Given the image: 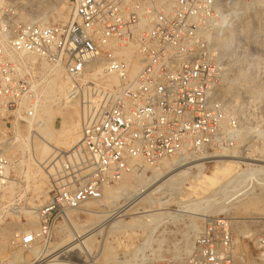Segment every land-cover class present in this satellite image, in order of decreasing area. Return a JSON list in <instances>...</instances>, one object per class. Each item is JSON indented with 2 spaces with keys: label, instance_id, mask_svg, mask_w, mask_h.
Instances as JSON below:
<instances>
[{
  "label": "built area",
  "instance_id": "obj_1",
  "mask_svg": "<svg viewBox=\"0 0 264 264\" xmlns=\"http://www.w3.org/2000/svg\"><path fill=\"white\" fill-rule=\"evenodd\" d=\"M52 1L0 0V195L12 168L2 150L8 128L37 118L48 77L61 74L67 100L82 102L80 142L53 163L39 228L10 240L23 253L51 244L66 213L102 200L127 175L236 149L242 126L215 92L225 62L213 35L264 2L68 0L66 22L44 24L37 6ZM129 56L139 60L133 77ZM257 244L264 251V230ZM232 246L231 223L214 219L188 264H232Z\"/></svg>",
  "mask_w": 264,
  "mask_h": 264
},
{
  "label": "rangeland",
  "instance_id": "obj_2",
  "mask_svg": "<svg viewBox=\"0 0 264 264\" xmlns=\"http://www.w3.org/2000/svg\"><path fill=\"white\" fill-rule=\"evenodd\" d=\"M248 8V16L245 19L230 22L231 29L226 30L221 37L222 45L214 40L215 53L225 62L221 70L222 74L216 81L215 92L242 126L243 135L236 148L240 158L251 155L264 160V2ZM37 13L42 17V23L60 25L66 22L70 15V4L68 0H54L38 5ZM224 48L227 51H224ZM42 97L44 99L42 103H45L49 112L55 116L54 126H50L51 131L56 135L58 130H63L64 127L61 125L64 120H72L78 125L76 135L79 137L82 128V102H70L65 99V90H60V93L43 94ZM63 100L68 101L69 108L63 109ZM40 115L44 119L42 113ZM45 123L47 124V121ZM28 127L29 125L21 124L14 131L8 128L7 139L12 141L18 135L28 145L33 137L41 139L42 136L36 130L37 121H33L29 129ZM20 145L21 147L11 149L9 153L12 158L9 181H12L14 185L7 193L3 192L0 195V264H21L15 259L19 254L29 258L30 262L35 261L30 258L29 252L23 253L12 249L10 240L16 234H24L28 232L27 230L34 231L39 228L37 210L48 202L52 185L50 174L56 171V169L51 170L52 160L46 164H37L29 158L27 148L22 143ZM57 150L66 151L60 145L57 146ZM204 166H206L204 173L210 175L214 164ZM172 169H176V166ZM244 169L245 167L241 168V170ZM160 173H162L159 176L160 179L155 180L151 169H146L143 171V179L139 176L141 172L137 173L136 180L132 178L128 184L129 187L118 192L117 195L113 197L104 195L100 201L89 202L78 211L68 212L69 223L79 228L101 224L100 221L103 219L93 216L94 214L108 213L110 215L109 213H114L118 208L124 210L123 217L119 219L123 221L122 223L130 221L132 216L129 214L133 212L152 216L150 223L142 224L135 229H121L117 227L118 225L113 227V230L110 227L104 230L105 227H103L101 235L88 241L91 252L84 254L78 248L62 256L58 262L66 264H81L87 261L95 264H188V258L193 253L195 243L193 240V248L190 253H187L191 246L193 226H199V233H202L210 221L223 218L231 223L232 264H264L262 257L264 251L256 246L258 235L264 230V204H258L253 208L236 206L239 201L245 203L252 198L262 200L264 194L260 190L255 189L252 194H240V191H236L232 194L214 195L217 188L228 180L225 179L212 190L203 189L191 194L187 190L192 182L189 177L197 174L196 170L192 169L190 176L186 178V181L183 180L182 185H174V191L169 187H167L169 189L163 187L162 191H166L161 194L163 192L160 189L154 190L174 173H171V170H162ZM138 176L139 179H137ZM159 180H161L159 183L155 182ZM250 182L246 181L244 184L248 190L254 186ZM121 185L112 189H118ZM142 188L148 189V192L143 194V197L136 198L137 201L134 198L139 195ZM131 197L134 198L131 199ZM209 197L215 198V202L204 203V200ZM224 205L235 207L229 208L227 213L219 212L222 209L219 207ZM89 210L95 213L88 215L86 211ZM144 210L148 211L144 213ZM24 212L36 213L35 225L31 226L30 218L23 215ZM53 230L55 239L51 244L40 243L38 247L53 252L68 245L69 240L64 238L65 234H68L67 224L59 220ZM241 231H247L250 235L253 233L254 237L251 239L250 235L246 238L239 236ZM139 248L142 252L138 253Z\"/></svg>",
  "mask_w": 264,
  "mask_h": 264
},
{
  "label": "bare ground",
  "instance_id": "obj_3",
  "mask_svg": "<svg viewBox=\"0 0 264 264\" xmlns=\"http://www.w3.org/2000/svg\"><path fill=\"white\" fill-rule=\"evenodd\" d=\"M55 3H57V2H55ZM248 7L249 6H245L242 9V11H243V13H245V15L248 14L247 13V10H249ZM234 20L237 21V19H234ZM234 20H231L229 22L228 21H222V24L224 23V26H222L221 29H219L215 32V34L213 35V41L215 40L218 43H221L219 45H222V42H220V41H222L221 37L223 36V34L226 30H229V28L231 29L232 23H234L232 21H234ZM230 22H232V23H230ZM215 41H214V43H215ZM232 42H233V40H232ZM224 51H227V49L224 48ZM33 61H35V60H33ZM128 61L131 64L130 76L133 77L139 69V64H138L139 60H138V58H135V57L132 58L131 56H129ZM53 73H54V75H52L51 77L49 76L48 79L45 81V84L41 88L40 93L42 95L43 94L44 95L54 94L57 92L60 93V90H62V91L65 90L66 82L62 78L61 74L55 73V72H53ZM65 99H67V98L65 97ZM62 103H63V105H62L63 109L69 108V106L67 105L68 101L63 100ZM70 108H72V107H70ZM227 109H229V108L227 107ZM40 113H42L44 119L41 118ZM72 118H74V117H72ZM54 120H55V116L51 112H49V108L46 107L45 103H41L40 112L37 115V118L34 120V121H37V129L36 130L42 136L41 139H39V137H33L32 136L33 138H31V141L28 145V144L24 143V140H22V138H20V136L16 135V137L12 141H10L8 139V140L3 142L4 143V147H2L3 152L5 154L9 155V153L11 152L10 151L11 149L19 147V146L21 147L20 144L22 143L25 146V148H27V152L29 153V158L31 160H33L35 163L46 164L48 161L52 160V164H53L56 160H58V158H59L58 156L60 154H67V153L72 152V150L76 149V147L78 146V144L80 142V139H79L80 136L78 137L76 135V132H78L77 131L78 125L74 124L72 120H64L62 125H61L64 127L63 130H58V132H56L57 134L55 135L50 129V126H54ZM46 121H47V124L45 123ZM39 123H40V125H38ZM30 125H32V123L29 124V127H30ZM29 127H28V129H29ZM242 135H243V132H242ZM59 145L62 146L64 149H66V151L65 152H61V151L59 152V150H57V146H59ZM236 148H238V147H236ZM57 151L59 153H57ZM239 154L240 153H238V151L235 149L228 154H219V155H214V156H209V157H204V158H196V159H193V160L186 162L184 164H179L178 160H176V159L164 160V161L160 162L157 167L150 168L153 176H155L154 179L157 180L159 178V176L162 174V173H160L162 170H171V173H174V174L172 176H170V178L167 181H165L164 183H161V185L158 188H156V190H154V191H157L159 189L162 191L163 187H165V188L169 187L170 189H172L174 191L175 189H173V186L174 185H177V186L182 185L184 183L183 180L185 179L184 181H186L187 180L186 178H188L190 176V171L192 169H195L197 174L195 176L189 177L192 179V182L190 180V182H191L189 185L190 188L187 189L189 192H191V194L192 193L195 194V192H197L199 190H203V189H205V190L211 189L212 190V188L215 187L220 181L225 180V179H228V180H226L224 182V184H222L220 187L218 186L219 188H217L218 190L213 193L214 195H217V193H231L232 194V193H236V191H240L239 192L240 194H252L255 189L260 190V192H262L264 194V160L259 159V158H254L251 155L240 158L241 156ZM199 163H201V164H199ZM207 164H214L213 170L211 169L212 172L210 175H206L204 173V170L206 169V166H204V165H207ZM175 166H176V169H172V168H175ZM187 166H189V167H187ZM49 167H50V165H49ZM242 167H245V169L241 170ZM146 169H149V168L145 167L144 170H146ZM143 171L139 175L140 179H143L142 178ZM139 176L137 177V179H139ZM132 178H134L136 180V174L127 175L126 177H124L123 181L121 182L122 185L120 188H118V189H112V188L106 189L104 195L113 197V196L117 195L118 192L124 191L127 187H129L128 184L131 182ZM160 181L161 180L155 181V182L159 183ZM246 181H248V182L251 181L252 184H254V186L249 190L245 188L246 186L244 187V184ZM141 183L142 182H140V184ZM13 185H14V183L12 181L11 182L8 181L7 187L3 190V192L7 193L8 190L12 189ZM143 185H144V183H143ZM137 186H139V185H137ZM141 187H142V185H141ZM149 187H150V184H149ZM169 188H167V189H169ZM176 188H180V186L176 187ZM152 189H154V188H152ZM146 192H148V189L142 188L139 195L136 197L134 196L135 198L131 197V199L134 198L135 200H137V199L141 198V196L143 194H145ZM164 192L161 194H164ZM153 193H156V192H153ZM147 196H148V194L146 195V198H147ZM219 196H221V195L219 194ZM214 200H215V198L213 199L212 197H209V198L204 200V203H206V204H209L211 202L213 203ZM198 203H199V201H198ZM258 204H261V205L264 204V198L262 200L258 199V198H252L245 203L239 201L236 206H246V208H253ZM231 207H235V206H233V205L220 206L219 208H222V209L219 212L227 213L229 211V208H231ZM147 211L144 210V213ZM158 211H160V209ZM154 212H155V210H154ZM86 213L88 215H90V214H93L95 212L89 210V211H86ZM122 213H124V210L122 208H118V209H116V211L114 213H109L110 215H108V213H106V214L104 213V214H100V215L94 214L93 216L103 219L102 221H100L101 224H99L97 226L93 225L94 227L84 226V227H80V228L71 222L69 223V221H68V219H69L68 214L69 213H66V215H64V217H63V221L68 226V234L67 235L65 234L64 238L69 240L68 245L64 246L62 249L60 248V249H57L56 251L52 252L51 250H46V249L38 247V244H37L29 252V254H30L29 256L31 259L35 260L34 262H30L29 258H26L21 254H19L15 259L17 262H19L21 264H66V263L58 262V259L62 258V256H64L65 254H67L69 252L77 250L78 248L84 254L91 252L92 250H91V247L88 245V241L90 239L96 237V236L101 235V233L103 232V229H102L103 227H105L104 230L106 228H109V227L112 228V230H113L114 229L113 227H116V225H118L117 227H121V229L125 228L128 230L129 228H134V229L139 228V227H141L142 224L151 222L150 218L152 215L147 216V215H142L140 213L133 212L134 214L133 213L129 214L130 216H132L130 221L122 223L123 221L119 220L120 218L123 217ZM22 214L30 218V223L32 224L31 226L36 224V222H37L36 221L37 220L36 213L24 212ZM207 218H210V217H207ZM119 229H117V230L119 231ZM27 231L29 232V230H27ZM34 231H36V230H34ZM199 232H200L199 226L194 225L192 228L193 236H192L191 246L188 248L187 253L191 252V250L193 248V240H196L197 236L200 234ZM248 235H250V233L247 231L239 232V236L246 238ZM253 237H254V234L251 233L250 238L252 239ZM256 246L258 247L257 240H256ZM62 250H64V251H62ZM141 250L142 249L139 248L137 250V252L139 253ZM262 257L264 258V253L262 254ZM81 264H95V263H93V262L91 263L90 261H87V262H82Z\"/></svg>",
  "mask_w": 264,
  "mask_h": 264
}]
</instances>
